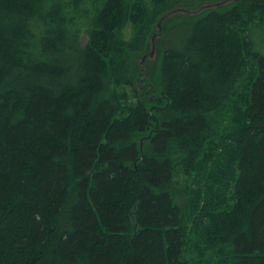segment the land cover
Segmentation results:
<instances>
[{
    "label": "trees",
    "instance_id": "trees-1",
    "mask_svg": "<svg viewBox=\"0 0 264 264\" xmlns=\"http://www.w3.org/2000/svg\"><path fill=\"white\" fill-rule=\"evenodd\" d=\"M220 1L0 0V264H264V0L156 38Z\"/></svg>",
    "mask_w": 264,
    "mask_h": 264
},
{
    "label": "water",
    "instance_id": "water-1",
    "mask_svg": "<svg viewBox=\"0 0 264 264\" xmlns=\"http://www.w3.org/2000/svg\"><path fill=\"white\" fill-rule=\"evenodd\" d=\"M238 0H222L218 3H214V4H207V5H204V6H201L200 8L196 9V10H191V11H187V10H175V11H172L170 13H167L165 14L158 22L157 26L159 28L160 26V22H162L163 20H165L166 18H168L171 14H175L177 12H182V13H185L186 15H196L198 14L201 10H208V9H211V8H219L221 6H224L226 4H229V3H232V2H236ZM161 36V29L159 28V31H158V34L156 35V38L160 37ZM153 40H154V37H152V43H153ZM154 45L152 44V47H151V51L150 53L148 54L149 56L148 57H152L153 53H154ZM147 56L145 55L142 60H141V64L144 63L145 61V58ZM143 70L146 69L145 65H143ZM146 74V72H144Z\"/></svg>",
    "mask_w": 264,
    "mask_h": 264
},
{
    "label": "rangeland",
    "instance_id": "rangeland-1",
    "mask_svg": "<svg viewBox=\"0 0 264 264\" xmlns=\"http://www.w3.org/2000/svg\"><path fill=\"white\" fill-rule=\"evenodd\" d=\"M204 10H201L198 14H196V15H199L200 13H202ZM178 13H182V12H178ZM176 14V13H175ZM183 14H185V13H183ZM174 14H171L169 17H172ZM83 40L85 41V38H83ZM154 47H155V45H154ZM156 48H154V53H153V55H152V57L150 58V60H151V62H153V61H155V59H156ZM155 67V64L153 65V66H151V72L153 71V68Z\"/></svg>",
    "mask_w": 264,
    "mask_h": 264
}]
</instances>
